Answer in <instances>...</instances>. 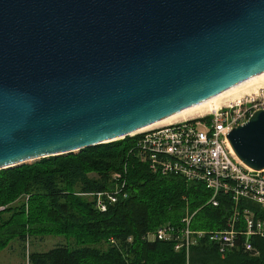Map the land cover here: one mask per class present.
<instances>
[{
	"label": "water",
	"instance_id": "water-1",
	"mask_svg": "<svg viewBox=\"0 0 264 264\" xmlns=\"http://www.w3.org/2000/svg\"><path fill=\"white\" fill-rule=\"evenodd\" d=\"M264 72V0H0V170L120 140ZM264 169V110L226 136Z\"/></svg>",
	"mask_w": 264,
	"mask_h": 264
},
{
	"label": "trees",
	"instance_id": "trees-1",
	"mask_svg": "<svg viewBox=\"0 0 264 264\" xmlns=\"http://www.w3.org/2000/svg\"><path fill=\"white\" fill-rule=\"evenodd\" d=\"M139 139L126 136L0 170V251L12 240L24 245L30 237H63L67 245L27 253L26 264H264V237L249 239L250 253L224 256L206 239L195 238L186 255L149 240L159 226L181 228L189 214L193 233L223 229L228 199L219 197L212 207L201 185L150 173ZM121 186L115 203L104 200L99 211L92 194ZM254 213L264 221V212Z\"/></svg>",
	"mask_w": 264,
	"mask_h": 264
},
{
	"label": "built area",
	"instance_id": "built-area-1",
	"mask_svg": "<svg viewBox=\"0 0 264 264\" xmlns=\"http://www.w3.org/2000/svg\"><path fill=\"white\" fill-rule=\"evenodd\" d=\"M251 93L246 95L248 100H231L212 106L203 114L133 134L140 135V160L147 163L150 173L176 176L201 185L212 207L218 206L219 197L228 199L223 229L193 233L189 229L193 214H189L180 222L181 228L159 226L148 235L149 240L169 242L175 252L184 251L186 255L195 238L206 239L217 254L224 256L235 251L250 253L254 249L249 239L264 237V221L254 213L264 212V169L254 171L245 167L226 139L230 130L242 125L251 113L264 110V87ZM118 178L113 175V179ZM121 188L92 194L96 208L104 212V200L115 203Z\"/></svg>",
	"mask_w": 264,
	"mask_h": 264
},
{
	"label": "rangeland",
	"instance_id": "rangeland-1",
	"mask_svg": "<svg viewBox=\"0 0 264 264\" xmlns=\"http://www.w3.org/2000/svg\"><path fill=\"white\" fill-rule=\"evenodd\" d=\"M262 87H264V78L257 80L253 83L247 84L244 87L239 88L235 90L234 92H231L225 95V97H223L222 99L212 102L210 105L220 106L224 104L225 102H230L231 100H236L239 98H242L243 100H248L246 98L247 94H250L256 88H262ZM155 127H158V126H155ZM155 127H152V128H155ZM77 152L78 151H75L72 154H75ZM34 162H37V161H33V162L31 161L26 164H32ZM89 199L91 198L89 197ZM214 231H218V230H214ZM69 241L70 240L66 241L63 237H46V238H41V239H39L38 237H30L28 238L27 242L24 243L23 245L17 240H12L9 242V244L7 245L5 249L0 251V264H26V254L27 253L45 252L57 245H67Z\"/></svg>",
	"mask_w": 264,
	"mask_h": 264
},
{
	"label": "bare ground",
	"instance_id": "bare-ground-1",
	"mask_svg": "<svg viewBox=\"0 0 264 264\" xmlns=\"http://www.w3.org/2000/svg\"><path fill=\"white\" fill-rule=\"evenodd\" d=\"M264 78V72L261 73V74H258L256 76H253L219 94H217L216 96L212 97V98H209L208 100L204 101V102H201L199 104H196L194 106H190L188 108H185L161 121H158V122H155L153 123L152 125H149V126H146L144 128H141L139 129L138 131L136 132H140V131H143V130H146V129H149V128H152V127H155V126H161L163 124H167V123H170V122H177V121H180V120H183L185 118H188V117H192V116H196V115H200V114H203L205 112H207L208 110L211 109V103L216 101V100H220L222 99L223 97H225V95L231 93V92H234L235 90L239 89V88H242L244 87L245 85L247 84H250V83H253L257 80H260ZM236 88V89H235ZM210 105V106H209ZM31 161H26V163H29Z\"/></svg>",
	"mask_w": 264,
	"mask_h": 264
}]
</instances>
